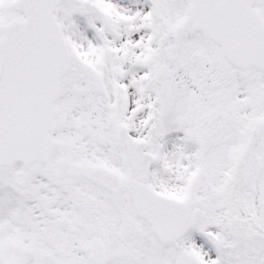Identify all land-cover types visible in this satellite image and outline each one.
I'll return each mask as SVG.
<instances>
[{
  "label": "snow or ice",
  "instance_id": "6c2138e0",
  "mask_svg": "<svg viewBox=\"0 0 264 264\" xmlns=\"http://www.w3.org/2000/svg\"><path fill=\"white\" fill-rule=\"evenodd\" d=\"M0 264H264V0H0Z\"/></svg>",
  "mask_w": 264,
  "mask_h": 264
}]
</instances>
